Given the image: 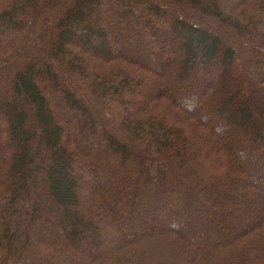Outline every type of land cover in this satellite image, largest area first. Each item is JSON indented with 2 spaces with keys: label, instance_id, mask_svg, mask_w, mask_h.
Listing matches in <instances>:
<instances>
[{
  "label": "trees",
  "instance_id": "obj_1",
  "mask_svg": "<svg viewBox=\"0 0 264 264\" xmlns=\"http://www.w3.org/2000/svg\"><path fill=\"white\" fill-rule=\"evenodd\" d=\"M0 264H264V0H0Z\"/></svg>",
  "mask_w": 264,
  "mask_h": 264
}]
</instances>
